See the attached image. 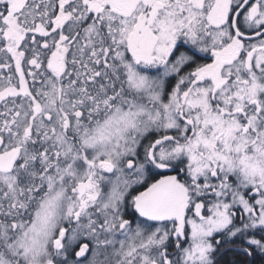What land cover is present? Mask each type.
<instances>
[{
  "label": "rangeland",
  "instance_id": "obj_1",
  "mask_svg": "<svg viewBox=\"0 0 264 264\" xmlns=\"http://www.w3.org/2000/svg\"><path fill=\"white\" fill-rule=\"evenodd\" d=\"M45 1L0 30L43 28L52 4ZM76 14L70 33L85 12ZM96 21L84 25V53L71 55L89 86L74 90V122L63 128L74 145L62 132L51 136L62 160L49 162V191L31 195L32 210L23 198L3 199L0 264H213L221 232L252 230L248 240L261 245L254 232L264 231V38L240 32L264 30V0H158ZM100 37H113L114 56L104 54V41L97 45ZM183 43L215 50L216 62L224 54L219 78L193 74L197 57ZM160 174L172 198L153 220L136 203ZM14 204L22 208L13 212ZM63 240L70 249L84 244L83 252H63Z\"/></svg>",
  "mask_w": 264,
  "mask_h": 264
},
{
  "label": "flooded vegetation",
  "instance_id": "obj_2",
  "mask_svg": "<svg viewBox=\"0 0 264 264\" xmlns=\"http://www.w3.org/2000/svg\"><path fill=\"white\" fill-rule=\"evenodd\" d=\"M16 1L1 0L0 6L3 8L0 7V29L4 27V19L20 16L27 5L40 3L42 0H22L18 7H16ZM77 1L79 0L48 2V5L52 4L45 14L47 20L41 24L43 28L30 29L24 26L20 29H10L11 32L20 31V36L10 34V31L7 33L0 30V214L6 209L3 199L12 198L19 202V199L23 198V202L27 205L24 209L28 211L32 210L37 203L31 195H45L49 191V162L58 158L60 160L63 154L61 151L58 153V149L62 148L61 144L59 141L55 143L51 136L59 132L66 136L67 133L63 131L64 126L74 122V90L81 89L83 92L89 88V86L86 87L84 81L86 77L79 71L81 65L76 61H71V55L74 52L84 53L86 46L85 40L82 39L84 25L99 24L96 20L99 14L105 11L111 15L117 12L124 19L136 13V9L140 10L145 7L147 2L158 0H116L115 2L113 0H82L79 11L76 8L79 5ZM44 2L47 1L43 0L41 3ZM41 11L43 10L37 7L36 12ZM83 12H85L84 22L80 17L75 28L76 33H70L68 27L73 21L74 14L82 15ZM138 32L141 35L143 30L140 29ZM32 33L36 35L31 40L33 42L28 44L29 35ZM240 33L245 38L246 33ZM5 34L9 36L5 37ZM74 34L78 38L73 40ZM2 36L5 37L4 40L1 39ZM112 38L100 37L96 40L97 45H101V41L105 42L102 44L106 46L104 54L110 52L111 56H114L117 49ZM135 46L141 50L139 41L135 43ZM181 46L189 48L190 52L197 57L193 60L194 66L197 67L193 70V74L201 72L197 75L200 80L219 78L220 68H223L227 61L224 54L220 52L221 59L216 62L215 50L211 54H206L199 51L195 45L190 46L183 43ZM137 57L145 65L149 63L146 59L143 60L142 53H138ZM77 59L79 57L75 60ZM200 66L203 68L200 69ZM74 79L81 83L79 81L73 83ZM13 101H22L19 105L25 103L27 107L24 109L19 108L20 106L11 108ZM66 137L74 145L73 140ZM58 167L60 168L61 165ZM163 179L164 176L161 175L155 182ZM155 182L153 181L145 189ZM160 196L156 202L159 204L158 211L163 209L164 202L170 200L172 194L167 192L166 195ZM21 205H12V211L17 212L22 208ZM137 208L139 210V207ZM158 211L154 215L149 213L146 216L153 220L160 219L162 217L159 216ZM1 221H4L2 216H0ZM63 235L65 239L66 232H63ZM59 242V239L54 241L56 247L60 244ZM62 243L64 244L61 249L63 248V252L67 254L75 255L79 249L84 248V244H78L70 249L65 240Z\"/></svg>",
  "mask_w": 264,
  "mask_h": 264
},
{
  "label": "trees",
  "instance_id": "obj_3",
  "mask_svg": "<svg viewBox=\"0 0 264 264\" xmlns=\"http://www.w3.org/2000/svg\"><path fill=\"white\" fill-rule=\"evenodd\" d=\"M256 32L259 33L257 34ZM245 33L249 41H254V39L258 37L264 38L263 29L252 30ZM153 137L154 134L149 138L153 139ZM158 176L160 177L161 174ZM158 176L154 175L150 182H153ZM251 231L252 230L242 232V234H237L233 237H228V235L224 232L216 235L217 237H221L222 241L217 246L218 248L214 253L213 264H264V248L262 247V245L264 246V231L259 230L254 232V234H256V238L260 240L261 245H258L257 243H250L248 239L252 235ZM168 247H170V254H172L173 257L179 255L180 252L176 250L174 245Z\"/></svg>",
  "mask_w": 264,
  "mask_h": 264
},
{
  "label": "water",
  "instance_id": "obj_4",
  "mask_svg": "<svg viewBox=\"0 0 264 264\" xmlns=\"http://www.w3.org/2000/svg\"><path fill=\"white\" fill-rule=\"evenodd\" d=\"M114 2L116 0H113ZM18 7L22 0H17ZM172 189V185L166 183L165 180H160L159 182L155 183L152 187L146 189L144 193L139 196L138 207L141 212L143 213H152L153 215L156 214V211L159 209V204L156 203L160 195H166Z\"/></svg>",
  "mask_w": 264,
  "mask_h": 264
}]
</instances>
